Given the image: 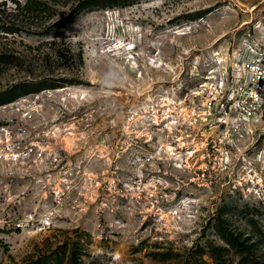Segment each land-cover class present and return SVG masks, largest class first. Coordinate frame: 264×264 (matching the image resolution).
<instances>
[{"label": "rangeland", "instance_id": "rangeland-1", "mask_svg": "<svg viewBox=\"0 0 264 264\" xmlns=\"http://www.w3.org/2000/svg\"><path fill=\"white\" fill-rule=\"evenodd\" d=\"M254 43L264 0H0V97L79 88L99 154L61 204L0 178V264H264V124L225 154L210 129L191 167L144 143L161 98Z\"/></svg>", "mask_w": 264, "mask_h": 264}, {"label": "built area", "instance_id": "built-area-1", "mask_svg": "<svg viewBox=\"0 0 264 264\" xmlns=\"http://www.w3.org/2000/svg\"><path fill=\"white\" fill-rule=\"evenodd\" d=\"M236 59L231 66L209 70L201 81L186 86L183 96H165L152 108L150 122L157 127V135L149 133L144 143L156 140L153 149L159 159L167 150L175 166L191 167L184 156L190 158L199 151L196 140L210 129L213 134L208 136L216 139L208 145L225 154L226 144L255 135L264 124V47L249 44ZM79 90L70 85L49 86L0 104L1 182L43 183L39 200L47 201L50 193V200L58 204L71 183L82 182L98 153L97 142L80 127L92 120L90 114L97 108L83 110L86 96ZM137 114L128 117L127 130ZM164 128L170 131L166 138ZM168 137L171 144L166 147ZM89 180L97 183L93 175ZM56 213L51 209L45 216L51 220Z\"/></svg>", "mask_w": 264, "mask_h": 264}, {"label": "trees", "instance_id": "trees-1", "mask_svg": "<svg viewBox=\"0 0 264 264\" xmlns=\"http://www.w3.org/2000/svg\"><path fill=\"white\" fill-rule=\"evenodd\" d=\"M15 87H18V85H15L14 87H12V88H10V89H8V93L9 94H6V95H2L1 97H0V103H3V102H6V101H10V100H12V99H14V98H16L17 96H19V95H21L22 93L21 92H12L13 91V88H15ZM42 86H38L36 89H40ZM27 92V91H26Z\"/></svg>", "mask_w": 264, "mask_h": 264}, {"label": "bare ground", "instance_id": "bare-ground-1", "mask_svg": "<svg viewBox=\"0 0 264 264\" xmlns=\"http://www.w3.org/2000/svg\"><path fill=\"white\" fill-rule=\"evenodd\" d=\"M181 158V156H179Z\"/></svg>", "mask_w": 264, "mask_h": 264}]
</instances>
